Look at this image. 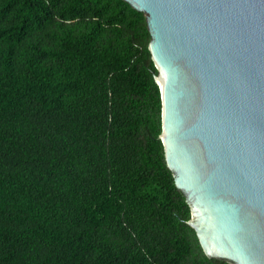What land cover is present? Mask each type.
<instances>
[{"label": "trees", "instance_id": "trees-1", "mask_svg": "<svg viewBox=\"0 0 264 264\" xmlns=\"http://www.w3.org/2000/svg\"><path fill=\"white\" fill-rule=\"evenodd\" d=\"M146 15L0 0V264H232L189 224Z\"/></svg>", "mask_w": 264, "mask_h": 264}, {"label": "water", "instance_id": "water-1", "mask_svg": "<svg viewBox=\"0 0 264 264\" xmlns=\"http://www.w3.org/2000/svg\"><path fill=\"white\" fill-rule=\"evenodd\" d=\"M146 15L168 167L209 258L264 264V0H124Z\"/></svg>", "mask_w": 264, "mask_h": 264}]
</instances>
